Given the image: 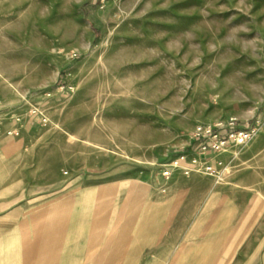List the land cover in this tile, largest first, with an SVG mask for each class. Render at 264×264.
<instances>
[{"label":"rangeland","instance_id":"obj_1","mask_svg":"<svg viewBox=\"0 0 264 264\" xmlns=\"http://www.w3.org/2000/svg\"><path fill=\"white\" fill-rule=\"evenodd\" d=\"M108 1L0 0V264H264V0Z\"/></svg>","mask_w":264,"mask_h":264},{"label":"built area","instance_id":"obj_2","mask_svg":"<svg viewBox=\"0 0 264 264\" xmlns=\"http://www.w3.org/2000/svg\"><path fill=\"white\" fill-rule=\"evenodd\" d=\"M229 126L227 128L222 122L214 127L199 125L197 140L189 148V152H178L167 162L157 163L162 178L171 182L177 173L188 176L197 173L219 179L230 163L224 155L229 151L233 152L231 159H234L237 155L235 150L248 146L258 132L257 127H235V121Z\"/></svg>","mask_w":264,"mask_h":264},{"label":"crops","instance_id":"obj_3","mask_svg":"<svg viewBox=\"0 0 264 264\" xmlns=\"http://www.w3.org/2000/svg\"><path fill=\"white\" fill-rule=\"evenodd\" d=\"M108 0H102V5H103V7H105V6H107L108 5ZM5 130V131H4ZM3 131H1V133L2 134H6V136L8 135H11V131L9 130V131H7L8 129H4ZM7 140V138L5 139V141ZM1 142L2 141H0V144H1ZM5 151L6 152H10V151H8L7 150V148H5ZM16 151H13V152H11V154H13V153H15ZM173 201V203H174V205H175V203L177 202V200L176 199H173L172 200ZM13 203V199H10V198H6V202H2L1 204L3 205V204H7V205H10V204H12ZM190 220H189V217H187L186 219H183L182 218V222H184V223H186V225H190V222H189ZM185 231L183 230V233H184ZM183 236V235H182ZM167 244V243H166Z\"/></svg>","mask_w":264,"mask_h":264},{"label":"bare ground","instance_id":"obj_4","mask_svg":"<svg viewBox=\"0 0 264 264\" xmlns=\"http://www.w3.org/2000/svg\"><path fill=\"white\" fill-rule=\"evenodd\" d=\"M71 140H75V137L72 136V137H71ZM229 171H230V170L228 169L227 172L230 173Z\"/></svg>","mask_w":264,"mask_h":264}]
</instances>
